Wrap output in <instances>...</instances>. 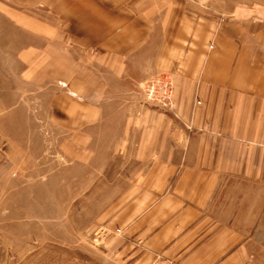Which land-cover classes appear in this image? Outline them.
<instances>
[{
  "label": "crops",
  "instance_id": "1",
  "mask_svg": "<svg viewBox=\"0 0 264 264\" xmlns=\"http://www.w3.org/2000/svg\"><path fill=\"white\" fill-rule=\"evenodd\" d=\"M6 1L25 9L15 22L41 41L27 54L35 59L27 77L63 91L52 119L70 127L89 162L93 129L118 100L125 110V140L104 148L120 161L135 152L141 170L103 227L105 259L257 264L241 232L253 230L255 200L264 201V19L209 17L189 0ZM165 72L171 109L131 95L129 83Z\"/></svg>",
  "mask_w": 264,
  "mask_h": 264
},
{
  "label": "rangeland",
  "instance_id": "2",
  "mask_svg": "<svg viewBox=\"0 0 264 264\" xmlns=\"http://www.w3.org/2000/svg\"><path fill=\"white\" fill-rule=\"evenodd\" d=\"M189 1L193 11L209 17L264 19V0ZM24 10L0 0V264H111L102 253L103 227L141 170L135 152H124L127 158L120 161L119 152L104 148L125 140L118 135L125 110L118 100L109 118L93 129L89 144L98 151L89 162L70 127L60 131L52 119L63 91L27 77L35 62L27 54L41 41L15 22ZM26 12L52 20L45 10ZM81 58L88 62L90 55ZM129 87L131 95L144 99L141 85ZM239 203L244 213L252 208L249 199ZM255 203L254 228L241 236L252 241L257 264H264V201Z\"/></svg>",
  "mask_w": 264,
  "mask_h": 264
},
{
  "label": "built area",
  "instance_id": "3",
  "mask_svg": "<svg viewBox=\"0 0 264 264\" xmlns=\"http://www.w3.org/2000/svg\"><path fill=\"white\" fill-rule=\"evenodd\" d=\"M174 78L171 73H157L143 81L141 85L147 104L163 109L173 107ZM150 264H180L172 258L158 255Z\"/></svg>",
  "mask_w": 264,
  "mask_h": 264
}]
</instances>
